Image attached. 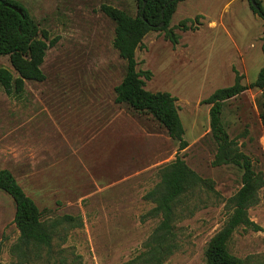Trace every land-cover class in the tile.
I'll return each instance as SVG.
<instances>
[{"label": "rangeland", "instance_id": "1", "mask_svg": "<svg viewBox=\"0 0 264 264\" xmlns=\"http://www.w3.org/2000/svg\"><path fill=\"white\" fill-rule=\"evenodd\" d=\"M12 1L58 39L46 50L43 81L26 80L20 97L7 95L0 86V167L12 171L43 218L69 214L80 219L81 224L61 229L64 242L54 237V249H63L55 254L57 260L123 264L143 249L157 223L143 220L152 206L144 195L177 151V142L149 114L115 102L114 88L126 65L112 46L114 23L100 5L133 15L136 2ZM196 15V29H174L177 44L156 30L135 51L137 68L151 72L145 88L176 97L188 142L180 154L200 176L213 180L217 192L197 188L184 199L175 223L178 247L166 264H203L209 239L229 215L225 200L241 185L238 168L211 165L210 104L201 100L231 85L233 68L247 85L264 64V20L251 10L250 0H181L170 26ZM0 66L13 71L8 56H0ZM259 99V89L247 88L225 102L222 119L229 136L264 175ZM259 197L248 215L262 230L238 228L228 241V250L246 264H264V186ZM14 211L12 198L0 191V264L15 261L10 252L18 235Z\"/></svg>", "mask_w": 264, "mask_h": 264}, {"label": "trees", "instance_id": "2", "mask_svg": "<svg viewBox=\"0 0 264 264\" xmlns=\"http://www.w3.org/2000/svg\"><path fill=\"white\" fill-rule=\"evenodd\" d=\"M181 0H135V14L101 4L100 10L114 23L112 46L125 62V73L115 86V102L125 103L133 111L149 114L177 142L174 159L159 168V180L149 189L144 199L152 204L143 214L144 219H157L156 225L142 244V250L123 264H166L177 249L176 220L182 210L184 199L197 188L214 189L213 180L200 176L184 160L180 151L188 146L184 128L178 113L176 97L167 91H150L145 80L151 78L150 70L137 68L135 51L142 46L143 37L150 31H163L164 38L175 45L179 34L174 29H196L199 15L194 19H181L170 26L171 17ZM251 10L264 20L260 0H252ZM162 22V26L159 24ZM189 23V24H187ZM58 37L51 38L46 29H40L36 20L25 7L12 0H0V56H8L13 69L0 66V86L7 95L20 97L24 83L43 81L41 68L46 50ZM261 51L264 56V23ZM234 80L229 86L216 88L202 103L210 104L209 128L215 143L212 166L233 165L241 172L240 187L225 200L229 215L223 225L209 239L204 251L203 264H246L243 259L228 250V241L238 228L260 231L262 227L250 219L248 209L256 206L259 191L264 186V175L253 166L251 157L243 152L235 138L229 136L222 114L225 102L238 96L247 88L260 90L259 118L264 131V64L254 81L245 85L243 74L233 68ZM0 191L7 193L14 202L13 223L18 231L10 246L15 261L11 264H65V259H56L63 249H54V237L64 242L66 233L61 229L81 224L80 219L69 214L43 218L42 210L28 196L11 170L0 167ZM67 231V229H66Z\"/></svg>", "mask_w": 264, "mask_h": 264}, {"label": "water", "instance_id": "3", "mask_svg": "<svg viewBox=\"0 0 264 264\" xmlns=\"http://www.w3.org/2000/svg\"><path fill=\"white\" fill-rule=\"evenodd\" d=\"M251 4L253 5V6H256L255 5V3L251 0ZM159 26H162V22L159 24Z\"/></svg>", "mask_w": 264, "mask_h": 264}]
</instances>
